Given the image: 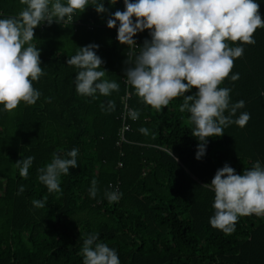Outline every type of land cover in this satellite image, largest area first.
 <instances>
[{"label":"trees","instance_id":"trees-1","mask_svg":"<svg viewBox=\"0 0 264 264\" xmlns=\"http://www.w3.org/2000/svg\"><path fill=\"white\" fill-rule=\"evenodd\" d=\"M256 2L264 19V0ZM103 4L106 13L98 14L90 0L70 21L35 28L32 43L40 50L45 74L33 86L41 95L34 105L21 102L11 112L0 105V264H82L83 241L92 233L116 250L120 264H264V217H240L235 231L224 234L209 223L215 213L214 191L204 185L225 164L236 174L256 161L264 167V28L255 31V44L229 42L242 46L244 53L220 85L231 89L230 103L244 101L232 118L247 112L250 120L245 127L233 123L224 135L208 138L205 155L197 160L190 113L180 111L184 98L158 112L131 86L129 103L139 118L130 120L132 130L116 144L129 46L114 39L113 29L87 26L124 10L123 0ZM24 7L20 0H0V18L16 16ZM133 38L139 43L135 61L151 37L144 30ZM89 44L99 45L95 51L104 61L106 78L120 85L107 97L76 92L79 69L67 59ZM237 73L239 79L232 81ZM109 100L115 102L112 111L107 110ZM142 127L148 135L139 131ZM73 148L78 149V166L61 175V192L49 193L37 169L50 163L53 154L70 158ZM28 156L34 161L25 179L15 162ZM93 179L95 198L89 195ZM21 185L25 191L18 195ZM113 190L122 196L109 203L105 192ZM45 198L43 208L32 204Z\"/></svg>","mask_w":264,"mask_h":264},{"label":"clouds","instance_id":"clouds-1","mask_svg":"<svg viewBox=\"0 0 264 264\" xmlns=\"http://www.w3.org/2000/svg\"><path fill=\"white\" fill-rule=\"evenodd\" d=\"M117 0H108L115 4ZM90 0H20L25 7L16 15L0 18V105L11 112L21 102L34 105L41 93L34 88L45 73L41 67L40 50L32 41L34 29L42 23L71 20L76 12L83 13ZM124 10L112 13L106 21L107 27H117L116 39L120 44L135 47L133 37L138 32L149 31L150 40L145 39L135 61L127 62L126 83L134 89L141 101L160 112L178 97L184 102L180 111L190 113L194 125L192 136L198 140L195 158L205 155L208 138L224 135V128L235 123L245 127L251 116L237 110L244 101L230 103L231 89L220 87L234 67V61L242 57V46L255 44L254 33L264 28L260 5L256 0H123ZM95 11L108 12L102 2L91 0ZM97 44L78 48V52L67 59V64L79 71L74 78L76 92L82 96H109L118 91L120 85L106 78L102 69L104 61L96 54ZM239 74L231 75V80ZM193 88L192 95H185ZM102 110L105 105L101 104ZM115 108L114 101H107V110ZM228 115H225V112ZM128 116L135 121L139 111L129 109ZM139 131L148 135L147 128ZM172 156V153L170 151ZM78 149L73 148L64 158L53 154L50 163L38 168V179L49 193L61 192L60 177L69 175V169L78 166ZM173 157V156H172ZM174 160L176 159L173 157ZM34 161L33 156L15 162L19 175L25 179ZM214 191L212 207L215 213L210 225L224 234H232L240 217L256 215L264 217V167L256 161L251 169L236 174L235 169L225 164L217 169L209 184ZM21 185L17 194H22ZM97 181L93 179L89 195L95 198ZM109 203L118 202L122 196L118 190L106 191ZM36 208L46 206L44 200H33ZM98 233L88 234L83 241L82 264H120L115 249L98 239Z\"/></svg>","mask_w":264,"mask_h":264},{"label":"built area","instance_id":"built-area-1","mask_svg":"<svg viewBox=\"0 0 264 264\" xmlns=\"http://www.w3.org/2000/svg\"><path fill=\"white\" fill-rule=\"evenodd\" d=\"M75 23L81 24L82 22L80 20H77ZM87 26L89 28H93L94 26H105V27H107V24H106V22L95 23L94 21H91V22L87 23ZM117 27H118V23H117ZM117 27L112 28L115 31V33L113 35L114 39H116V36H117ZM133 39L136 41L137 46L129 47L126 54L128 55L129 62L134 63V55L137 53V51L139 49V43H138V40L136 38H133ZM130 66L131 65L128 64V67H130ZM121 79L124 83L125 89H124V92L120 95V101H121L122 107L118 113V119L120 120V126L117 129V141H116L117 145H120L121 142L125 141L126 133L132 130V127L130 125V120H132V119L130 118V116L127 115V113H128L129 109H134L131 107V105L129 103V99L131 97V92H130V85H128L126 83L125 72L123 73ZM121 165H122V162L119 161L118 166H121ZM115 188L116 189L118 188V183L115 185Z\"/></svg>","mask_w":264,"mask_h":264}]
</instances>
